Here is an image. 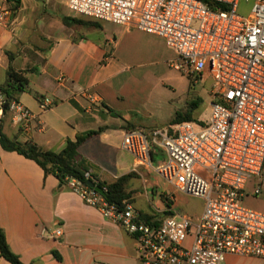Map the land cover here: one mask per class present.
I'll use <instances>...</instances> for the list:
<instances>
[{"label":"crops","instance_id":"obj_1","mask_svg":"<svg viewBox=\"0 0 264 264\" xmlns=\"http://www.w3.org/2000/svg\"><path fill=\"white\" fill-rule=\"evenodd\" d=\"M0 6L11 11L9 23H0V84L6 83L10 67L30 71L28 84L17 97L38 115L28 133L7 116L3 133L60 152L79 135L106 127L80 147L90 172L108 183L131 175L126 184L128 201L143 217L164 219L170 210L178 213V192L121 147L127 126L155 128L144 119L151 117L146 107L159 106L156 69L177 59L165 40L109 22H100V27L68 26L65 17L94 21L71 12L68 0H0ZM208 79L209 75L201 82ZM90 95L97 101L91 102ZM42 97H51L55 106L41 112ZM162 158L160 151L153 154L155 164ZM164 196L173 201L171 209ZM248 207L264 212V201L252 198ZM0 225L11 249L26 264L139 262L136 237L86 205L56 176H46L35 161L1 148ZM58 227L63 230L59 239L41 235L43 229ZM0 264L10 263L0 255ZM224 264H264V260L228 255Z\"/></svg>","mask_w":264,"mask_h":264},{"label":"built area","instance_id":"obj_2","mask_svg":"<svg viewBox=\"0 0 264 264\" xmlns=\"http://www.w3.org/2000/svg\"><path fill=\"white\" fill-rule=\"evenodd\" d=\"M216 1L229 10L213 11L201 0L68 1L78 16L163 38L177 55L171 67L194 84L207 75L212 80L209 123L139 128L126 132L121 144L177 192L202 199L199 217L174 212L147 220L128 200L123 208L108 203L106 188L100 193L68 180L86 205L136 237L138 264H224L228 255L264 260V212L243 203L248 196L264 199V0H246L254 2L248 16L238 13L242 0ZM10 14L0 6V23L8 24ZM54 106L51 97L40 98L41 112ZM7 116L24 133L38 119L0 90V132ZM159 151L163 158L155 164ZM41 235L59 239L63 230L43 229Z\"/></svg>","mask_w":264,"mask_h":264},{"label":"trees","instance_id":"obj_3","mask_svg":"<svg viewBox=\"0 0 264 264\" xmlns=\"http://www.w3.org/2000/svg\"><path fill=\"white\" fill-rule=\"evenodd\" d=\"M9 2L18 3V0H8ZM203 1L211 10L213 11H228L229 6L225 3L218 2L216 0H201ZM18 7V5H15ZM64 23L68 26L75 25H92L95 27H100V21L94 20L85 21L81 18L65 17ZM30 71H17L13 67L8 70V79L6 83L0 84V90L6 93L9 99H17V94L19 91L24 90L25 86L28 84L27 74ZM198 103H192V109L196 108ZM192 113L185 115L178 114L176 118L172 121L170 128L172 126L184 123V122H194ZM107 128L102 127L96 131H89L85 134H81L77 137L75 141H68L66 147L60 152L48 151L40 147L34 142H21L16 138H10L6 136L2 129L0 132V148L9 151L16 152L19 155L24 156L27 159L35 161L44 171L45 175L56 176L60 183L65 185L71 178L77 179L83 185L89 186L88 182L93 181L95 186H99L102 189H107L104 194L105 200L114 204L119 208H123V202L130 199V194L126 191V184L131 175L121 177L115 182L108 183L100 180L96 175L90 172L91 165L86 162L80 155V147L87 140L98 137ZM127 132L134 131L136 127H126ZM90 173L91 177L87 178L86 173ZM164 200L167 203L169 209L172 208L173 201L168 197L164 196ZM166 214H173L170 210ZM147 220H153L152 216H144ZM58 259L61 257L54 252ZM0 255L10 264H26L21 260V257L16 254L10 247L6 234L0 225Z\"/></svg>","mask_w":264,"mask_h":264},{"label":"rangeland","instance_id":"obj_4","mask_svg":"<svg viewBox=\"0 0 264 264\" xmlns=\"http://www.w3.org/2000/svg\"><path fill=\"white\" fill-rule=\"evenodd\" d=\"M253 5V1L247 2L246 0H242L239 4L238 13L242 16H248L252 11ZM156 75L158 77L159 87L155 95L159 106L158 109L146 107L151 117L144 119L145 124L154 126L155 129L166 130L170 128L172 121L178 114L185 115L188 113H192L196 124L209 123L211 118V79L194 84L193 79L187 77L167 63L156 69ZM193 102L198 103L194 109H192ZM249 190H251V187ZM169 192L171 193V191ZM252 198L264 201L262 198L248 196L243 200L246 207H248V202ZM176 211L178 213L200 216L203 211V201L200 198H194L178 192L176 193Z\"/></svg>","mask_w":264,"mask_h":264},{"label":"water","instance_id":"obj_5","mask_svg":"<svg viewBox=\"0 0 264 264\" xmlns=\"http://www.w3.org/2000/svg\"><path fill=\"white\" fill-rule=\"evenodd\" d=\"M88 185H89L90 187L95 188L98 192L103 193V189H102L101 187H99V186H95V184H94L93 181H89V182H88Z\"/></svg>","mask_w":264,"mask_h":264}]
</instances>
